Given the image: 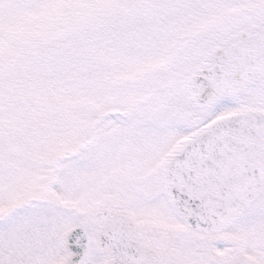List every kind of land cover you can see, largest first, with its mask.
I'll return each instance as SVG.
<instances>
[{
    "label": "snow or ice",
    "instance_id": "6c2138e0",
    "mask_svg": "<svg viewBox=\"0 0 264 264\" xmlns=\"http://www.w3.org/2000/svg\"><path fill=\"white\" fill-rule=\"evenodd\" d=\"M0 264H264V0H0Z\"/></svg>",
    "mask_w": 264,
    "mask_h": 264
}]
</instances>
